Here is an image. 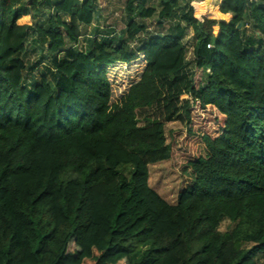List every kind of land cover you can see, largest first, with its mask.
Listing matches in <instances>:
<instances>
[{"label":"trees","instance_id":"obj_1","mask_svg":"<svg viewBox=\"0 0 264 264\" xmlns=\"http://www.w3.org/2000/svg\"><path fill=\"white\" fill-rule=\"evenodd\" d=\"M183 1L161 0L178 20L147 35L132 16L156 10L128 0L127 37L80 49L94 0H0V264H264V5L206 0L196 16ZM31 32L51 57L29 87ZM139 53L113 102L108 69ZM161 162L180 174L173 204L149 184Z\"/></svg>","mask_w":264,"mask_h":264},{"label":"rangeland","instance_id":"obj_2","mask_svg":"<svg viewBox=\"0 0 264 264\" xmlns=\"http://www.w3.org/2000/svg\"><path fill=\"white\" fill-rule=\"evenodd\" d=\"M58 0H52L53 3L57 2ZM96 4L99 6L98 8L103 9L102 4L103 2L106 3L105 8L106 13L104 16H101L95 22V26L99 28H95L94 26H81V43L77 48L83 49L88 48L89 42L93 39L90 36L95 37L96 31L101 34H108V31H115L114 36L117 38H126L127 37V30H128V23L131 21V18L135 19L136 22L140 23V25L145 26L148 30L147 35H165L168 34L170 28L173 26L174 22L178 20H161V0H142L141 2H136L135 6L138 9L139 6L144 7H153L156 10V15L152 19L142 20L137 16L138 14H134L132 17L126 14L124 10L125 1L126 0H94ZM112 1V2H110ZM260 4L264 5V0H255ZM186 1L184 0L183 3ZM189 5L191 8L194 9V13L198 16L199 12L204 10L208 3L206 0H191L189 1ZM136 9V10H137ZM184 10V9H183ZM52 11V10H51ZM186 11V10H185ZM98 12V9H97ZM138 12V11H137ZM102 14V13H100ZM49 15V9L41 8L38 12L32 13L31 16H26L22 18V23H28L30 25H35L41 23L47 16ZM65 20H68V16H64ZM185 28V33L183 37V43L187 48V59L189 62L188 72L194 69L192 62V50L195 44V36L192 28L187 26L186 24H182ZM111 28H113L111 30ZM248 34L251 33V30L247 29ZM27 51L25 53V62L27 65L40 62L41 64L37 69L33 72L27 71L25 73V80L27 86L31 87L32 81L39 82L41 80V76L46 73L45 65L49 64L51 54L47 49V45L42 42L40 37L35 33L31 32L30 37L26 42ZM43 63V64H42ZM45 64V65H44ZM145 62L142 58V53L137 55V58L132 62L120 65L117 67H111L108 69V78L112 84L113 88V102L120 101L129 91L130 87L138 82L141 78L142 72L144 70ZM206 77V76H205ZM204 84V83H203ZM181 127L179 122L170 123L166 126L167 129V136L170 130H177ZM181 178L178 171L174 170L169 162H161L155 165L150 166V177H149V184L150 186L157 191L164 199H166L170 203H175L176 197L179 191Z\"/></svg>","mask_w":264,"mask_h":264},{"label":"crops","instance_id":"obj_3","mask_svg":"<svg viewBox=\"0 0 264 264\" xmlns=\"http://www.w3.org/2000/svg\"><path fill=\"white\" fill-rule=\"evenodd\" d=\"M127 1L128 0H126L125 1V6H124V10L126 11V3H127ZM142 0H135V2H134V5L136 4V2L138 3V2H141ZM145 1H148V0H145ZM110 2H112V1H110ZM104 4H102V7H104L103 9H101V8H98L99 6L96 4V1H95V5H96V9H98V12H97V10H96V17H95V20H94V22L91 24V25H88V27L89 26H94L96 29L97 28H99V27H97V26H95V22L97 21V18L99 19L101 16H104L105 15V13H106V6H104V5H106V3L105 2H103ZM142 3V2H141ZM136 7V6H135ZM147 8H151V9H155V8H153V7H150V6H148ZM100 13H102V14H100ZM126 14H127V12H126ZM82 26H84V25H82ZM100 29V28H99ZM113 28H111V30H112ZM99 31V30H98ZM98 31H96L97 33H95L94 35H95V37L94 36H90V38L91 39H93V40H100L103 36H105V35H107V34H101V33H99ZM109 32V31H108ZM107 32V33H108ZM112 34H110V37H112V36H114V33H116L115 31H110ZM80 45V44H79Z\"/></svg>","mask_w":264,"mask_h":264},{"label":"built area","instance_id":"obj_4","mask_svg":"<svg viewBox=\"0 0 264 264\" xmlns=\"http://www.w3.org/2000/svg\"><path fill=\"white\" fill-rule=\"evenodd\" d=\"M209 47H210V46H209ZM142 58H143V60H144V62H145L143 68H145V66H146V59H145V55H144V54H142ZM120 65H125V64H119V65H117V66H120ZM117 66H115V67H117ZM115 67H114V68H115Z\"/></svg>","mask_w":264,"mask_h":264},{"label":"water","instance_id":"obj_5","mask_svg":"<svg viewBox=\"0 0 264 264\" xmlns=\"http://www.w3.org/2000/svg\"><path fill=\"white\" fill-rule=\"evenodd\" d=\"M238 27H241V24H239V26Z\"/></svg>","mask_w":264,"mask_h":264}]
</instances>
